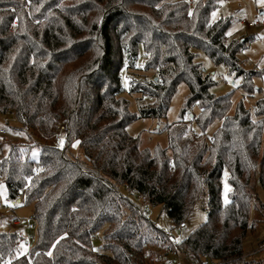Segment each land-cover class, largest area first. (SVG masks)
Returning <instances> with one entry per match:
<instances>
[{"label": "trees", "instance_id": "trees-1", "mask_svg": "<svg viewBox=\"0 0 264 264\" xmlns=\"http://www.w3.org/2000/svg\"><path fill=\"white\" fill-rule=\"evenodd\" d=\"M219 2L0 0V116L13 113L29 141L43 142L12 145L0 159L8 201L33 206L37 227L26 254L21 233L0 232V264H164L179 255L191 264H252L244 241L264 223V89L255 83L264 68L246 70L239 58L252 38L231 40L230 19L211 22ZM198 52L241 79L238 102L234 92H211ZM182 82L189 93L179 120L163 128L168 147L141 148L126 127L164 119ZM128 94L138 96L139 116ZM74 142L83 161L70 153ZM133 191L163 207L172 230L201 201L207 220L174 241Z\"/></svg>", "mask_w": 264, "mask_h": 264}, {"label": "rangeland", "instance_id": "rangeland-1", "mask_svg": "<svg viewBox=\"0 0 264 264\" xmlns=\"http://www.w3.org/2000/svg\"><path fill=\"white\" fill-rule=\"evenodd\" d=\"M213 13H215V16H213ZM213 13L211 15L212 23L221 19H230L231 24L227 34L231 40L252 38L249 49L239 55V58L244 61V68L246 70L264 68V4L260 3L259 0H220L219 5ZM143 61L144 58L141 53L139 64H143ZM196 61L201 64L205 73L213 81L211 88L213 94L223 96L234 92V103L240 100L241 92L239 88L242 82L240 78H236L225 66L213 64L210 58L202 52L197 53ZM134 73L129 72L130 75L136 76L138 80L145 79L142 73ZM148 77H152V73ZM255 83L264 89V81L257 80ZM124 87L126 90H129V83L126 79L124 81ZM188 93L189 89L186 83H180L172 98L167 116L162 120L139 118L126 127L128 135L138 138L141 148L154 150L155 147L159 146L166 149L168 147V136L163 131V128L167 124H172L179 120ZM126 97L130 102V111L139 116L138 96L128 94ZM3 119L4 117L0 116V121ZM10 124L11 128L8 129V134L4 137L0 136V159L8 154L12 145H23L24 147L22 146V148L26 149V145L29 142L34 143V141H37L39 144H43L41 138L36 135L33 138L30 137L29 141L28 134L24 130H18L19 125L16 122L10 121ZM60 142L57 141V145H61ZM70 153L74 159L84 160L83 151L79 143L74 142L71 145ZM31 157L36 160L39 158V150L37 147L32 148ZM226 185L229 189L227 192L225 191ZM231 190L232 188L228 183V173L225 171L222 178L221 193L223 203H225L226 199L229 201V193ZM259 193L263 199L262 191L259 190ZM0 200L6 206L12 204L7 199V191L2 181H0ZM203 205V201H201L195 207L191 217L186 222V228L182 231L178 229L172 230V224L161 206L151 207L146 217L165 233H170L175 241H179L206 222L207 212L204 210ZM32 215L33 206H28L20 200L15 205V211L13 213H4L0 219V232H19L23 235L20 249L21 254H26L36 243L37 227ZM251 217L256 218L254 212H252ZM15 221L20 222V224L15 225ZM100 243L101 237L99 236L94 242V246L97 248L100 246ZM261 247L263 248L261 249ZM244 255L245 259L252 264H264L263 222H260L256 230L249 234L244 241ZM170 260L174 261L175 264H191L183 255L172 257Z\"/></svg>", "mask_w": 264, "mask_h": 264}, {"label": "built area", "instance_id": "built-area-1", "mask_svg": "<svg viewBox=\"0 0 264 264\" xmlns=\"http://www.w3.org/2000/svg\"><path fill=\"white\" fill-rule=\"evenodd\" d=\"M11 31L12 32L16 31V25L15 24L11 26ZM252 108L254 110L256 109V107L254 105H252ZM10 121L17 122L16 118H15V115L13 113L8 114L6 117H4V119L2 121H0V136L1 137H4V136H6L8 134V129L11 128ZM64 132H65V128L63 126H61L59 128V139L63 138ZM193 133H194V131L191 130V134H193ZM129 193L134 197V199L136 200L138 205L141 207L142 213L147 214L148 211L150 210V206L148 205L147 198L142 196V195H140V194H138L136 191L129 192ZM14 206H15V203H12L9 206H6L0 200V211H2V212H13L14 211ZM14 223H15V225H19L20 224V222H18V221L14 222ZM185 228H186V224L185 223H181L179 225V227H178V230L182 231ZM168 235L171 236V238L173 239V237H172V235L170 233ZM166 264H175V262L169 259L166 262Z\"/></svg>", "mask_w": 264, "mask_h": 264}, {"label": "snow or ice", "instance_id": "snow-or-ice-1", "mask_svg": "<svg viewBox=\"0 0 264 264\" xmlns=\"http://www.w3.org/2000/svg\"><path fill=\"white\" fill-rule=\"evenodd\" d=\"M260 3L264 4V0H259ZM213 16H215V13H213ZM61 145L63 144V141L61 140ZM78 143V142H77ZM75 147V145H73ZM229 189L227 188V185L225 186V191L227 192ZM227 199L225 200V203H227ZM178 242V241H177Z\"/></svg>", "mask_w": 264, "mask_h": 264}, {"label": "crops", "instance_id": "crops-1", "mask_svg": "<svg viewBox=\"0 0 264 264\" xmlns=\"http://www.w3.org/2000/svg\"><path fill=\"white\" fill-rule=\"evenodd\" d=\"M263 247H261V249H262ZM245 256V255H244Z\"/></svg>", "mask_w": 264, "mask_h": 264}, {"label": "water", "instance_id": "water-1", "mask_svg": "<svg viewBox=\"0 0 264 264\" xmlns=\"http://www.w3.org/2000/svg\"><path fill=\"white\" fill-rule=\"evenodd\" d=\"M261 15H262V14H261ZM18 202H20V200H19Z\"/></svg>", "mask_w": 264, "mask_h": 264}]
</instances>
